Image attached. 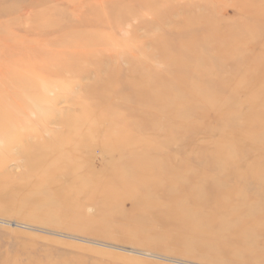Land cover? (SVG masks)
<instances>
[{
    "label": "rangeland",
    "instance_id": "obj_1",
    "mask_svg": "<svg viewBox=\"0 0 264 264\" xmlns=\"http://www.w3.org/2000/svg\"><path fill=\"white\" fill-rule=\"evenodd\" d=\"M0 99V264H264V0H0Z\"/></svg>",
    "mask_w": 264,
    "mask_h": 264
},
{
    "label": "bare ground",
    "instance_id": "obj_2",
    "mask_svg": "<svg viewBox=\"0 0 264 264\" xmlns=\"http://www.w3.org/2000/svg\"><path fill=\"white\" fill-rule=\"evenodd\" d=\"M179 67H181V66H179ZM183 71L184 70H182L181 72H183ZM177 78H179V77H177ZM182 85H184L183 82H182ZM35 87L37 88V86H34V87L32 86L30 88V92H33V90L36 89ZM100 89H101V87H100ZM25 91L28 92L29 89L25 88ZM23 107H26V109H30L31 105H25V106L23 105ZM0 108H2V109H0V130L4 129V131L7 135L6 136L7 139H10V137L13 138L12 142H15L16 140H18V141L25 140L26 143H25V145H23V148L26 149L27 154H30V158H33L32 157L33 153H37V152L40 153L42 150H44V148L49 147V146H56V144H58V141H57L58 138L57 137H53L52 139L47 140L40 131V129L48 128V125L50 123H53L52 120L55 118V117H53L55 111L52 108L47 109L45 107L44 108L41 107L38 109L39 110L38 111L39 119L37 120V125H38L37 128H35L34 125L32 126L30 123H28L29 121L26 122V120L20 119L19 113L17 111L13 110V105H11L10 103H7V102L0 99ZM26 111L27 110H25V112ZM65 125L67 127L66 128L67 133H65V134L68 136L64 139L62 138L63 144H65L67 142L70 143L71 139H72V141H74L76 138H79V136H84L87 134V133H85L87 131H81L80 129H77L76 127L72 126L70 123H66ZM16 126H23V128H25L27 130L25 133L24 132L18 133L16 131ZM95 131H97V130H95ZM97 146L104 148V149L109 148L107 150H110V152L117 151L119 153L120 157H123V154H125V152L124 153L121 152V150L119 149L118 146L113 147V146H109V145L105 146V145H102L99 143H96V144L94 143V144H92V146H90V148L94 149V147H97ZM76 148H79V147H76ZM156 168H158V167H156ZM166 170H167L166 172L170 175V178H177L178 176H184L183 173L180 174V169L178 167H167ZM138 171L143 175H150L151 174V168L146 167L145 164L142 165L140 168L138 167ZM164 173L165 172L162 171L161 175H164ZM191 176L192 175H187L184 177H188L191 179ZM209 176H210V174H209L208 170L206 171V173H202V175H196V176L194 175V177H193L194 181L196 180V178H199V179H202V182H206L205 183L206 185L204 184V186L202 188L196 187L193 185H186V186L182 185L181 187L178 188V191H182V192L187 191V193L191 191L192 194L199 191L201 195H202V193H206V195H207V193H211V191L213 190L214 187L216 189L218 188V186H216L215 182L213 180L209 179ZM227 181L233 182L230 179H228ZM150 185H152V184H150ZM228 185H229V183H228ZM229 189L230 188H228V190ZM230 193H231V190L223 193L222 195L225 197L231 198ZM187 195H191V194L189 193Z\"/></svg>",
    "mask_w": 264,
    "mask_h": 264
}]
</instances>
